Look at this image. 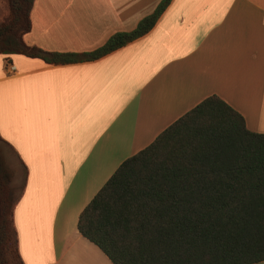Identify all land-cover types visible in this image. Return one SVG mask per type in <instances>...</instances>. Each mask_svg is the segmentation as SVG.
<instances>
[{"label": "crops", "instance_id": "1", "mask_svg": "<svg viewBox=\"0 0 264 264\" xmlns=\"http://www.w3.org/2000/svg\"><path fill=\"white\" fill-rule=\"evenodd\" d=\"M159 2L34 0L23 41L92 52ZM209 96L264 134V0H171L149 32L92 61L0 56V142L23 264H111L78 233L80 212L121 162Z\"/></svg>", "mask_w": 264, "mask_h": 264}, {"label": "trees", "instance_id": "2", "mask_svg": "<svg viewBox=\"0 0 264 264\" xmlns=\"http://www.w3.org/2000/svg\"><path fill=\"white\" fill-rule=\"evenodd\" d=\"M171 0L92 52L24 43L34 0H7L0 56L61 65L98 59L145 35ZM13 172L0 146V264H23L13 226ZM77 231L111 264H257L264 261V134L209 96L125 159L83 208Z\"/></svg>", "mask_w": 264, "mask_h": 264}, {"label": "rangeland", "instance_id": "3", "mask_svg": "<svg viewBox=\"0 0 264 264\" xmlns=\"http://www.w3.org/2000/svg\"><path fill=\"white\" fill-rule=\"evenodd\" d=\"M7 16H8V4H7V0H0V23H2L6 19ZM0 146H1V149H2V152H3V146L1 144V142H0ZM4 160H5L6 165L9 167V164H10L9 162L10 161L8 162L9 163L8 164L7 163V160L5 159V157H4ZM17 174L20 175V178H21V174L18 171V169H17Z\"/></svg>", "mask_w": 264, "mask_h": 264}, {"label": "built area", "instance_id": "4", "mask_svg": "<svg viewBox=\"0 0 264 264\" xmlns=\"http://www.w3.org/2000/svg\"><path fill=\"white\" fill-rule=\"evenodd\" d=\"M7 71L10 73H14L15 72V67L12 64H8L7 65Z\"/></svg>", "mask_w": 264, "mask_h": 264}]
</instances>
